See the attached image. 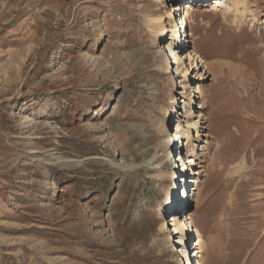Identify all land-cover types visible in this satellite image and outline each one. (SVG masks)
<instances>
[{"label":"rangeland","instance_id":"1","mask_svg":"<svg viewBox=\"0 0 264 264\" xmlns=\"http://www.w3.org/2000/svg\"><path fill=\"white\" fill-rule=\"evenodd\" d=\"M183 2L0 0V264H187L192 243L160 231L170 166L202 181L200 261L264 264V0L194 2L188 31ZM161 15L179 64L155 41ZM179 117L198 164L155 167Z\"/></svg>","mask_w":264,"mask_h":264},{"label":"bare ground","instance_id":"2","mask_svg":"<svg viewBox=\"0 0 264 264\" xmlns=\"http://www.w3.org/2000/svg\"><path fill=\"white\" fill-rule=\"evenodd\" d=\"M173 1H181L182 2L184 0H173ZM198 1H203V0H185V2L181 3L183 5L185 4V7L179 8V11H181L180 14H179V16H180L179 19L181 20V22H180L181 26L179 25V29L180 28H182V29L185 28L186 29L185 31H188L189 18L193 14V11L195 10L196 5H197V4L194 5V2H198ZM204 1H206V0H204ZM228 1L229 0H211V5H212L213 9H218L219 7H221L223 5L227 6L226 4L228 3ZM178 7L173 8V9H178ZM227 8L232 9L231 6H228ZM229 9H228V12L230 11ZM232 11L234 12L235 15H238L240 13L241 9L237 5V6H235L232 9ZM169 16H171L170 13H169ZM158 20L160 22L153 29V32H154V35H155V41H157L159 44L162 45V50L165 53H167V54L169 53L168 59H170V55H172L175 58V61H173V62H177L179 64L180 63V58H179L178 53L181 52V51H184L185 44L183 42L184 40L182 41V39L180 37L181 35L178 33V30H179V29H177L178 26H176V24H174L170 29H168V27H166L161 22L162 15L160 17H158ZM185 31H183L182 34H185L184 33ZM194 35H195V33L189 32L188 34H185L184 36L193 37ZM188 40L190 41V39H188ZM162 42H163V44H162ZM191 56L194 57V58H197V60H199L200 62L203 61L202 56L198 53V50L196 48L192 50V52L190 54V57ZM168 59L164 60L163 67L165 69L169 70L170 69V63H172V61L168 62ZM195 89H196V93H202L203 92V94H204V89H203V87H202V85L200 83L196 84ZM199 106L202 107V105H199ZM167 113L170 114V111L168 110ZM178 121L179 122H178L176 128H175L176 125L174 124L173 131L172 130L170 131V129H169L170 126L168 124H165V125H163L161 127V130H160V133L162 135L161 142L157 146V150L155 151L154 155L152 156V158L150 159V162H149L150 164L154 165L155 167H160L161 168L164 161H169L170 158L172 157V154L174 153V151L176 149H178V147L180 145L183 144V148L186 145L189 146L190 139H191L190 138L191 137L190 131L188 130L189 132L186 133V136H184V133H182V131H183L182 123H180V122H182V118L179 117ZM187 127H189V128L191 127V122L190 121H187ZM171 144L174 147L173 149H172V145ZM187 153L196 154V150L191 148V147H189V152H187ZM185 160H187L186 162H189V164H192L194 162L197 163V161L194 159V155L185 156ZM170 169H171V172L168 171V170H160V173L162 175H167V176L173 177L175 179V174H174V171H173L174 168H172V166H170ZM180 171H181V177L182 178L181 179L177 178L176 185L179 184L180 182H182L183 178L187 175L185 169H181L180 168ZM195 172H196V170L194 171V173ZM197 180H198V183L202 182L201 180H199V178ZM182 183H184V182H182ZM198 183H197V185H198ZM196 189H198V188H196ZM174 191L175 192L172 195V197H170V195H169V197L171 199L168 197L169 200L166 201V205L164 207L163 206L161 207V213L162 214H167L168 212L172 211L173 210V206L176 207V202L178 200H181L182 202L184 201L182 199V197H181V191L176 193V191H178L176 187L174 188ZM194 194H195V192H194ZM194 200H195V198H194V195H193V200H191L190 202H192ZM184 214H185L184 220L182 219V217L181 218H177L176 214H173L171 217L168 218V220H164L163 219V221H162V223L160 225V231L163 232V233H165V231L167 230L166 229L167 225L169 227H170V225L175 226V229H174L173 232H175V234H177L178 237H180L177 242H180L181 244H185L186 242H188L186 236H188V231L190 230L188 226L191 225L192 221L191 220L187 221V220L193 218V215H192L191 211L184 212ZM196 231L198 233V229L197 228H196ZM198 235H199V240L195 241L197 249L194 250V253H195V255L198 254L197 255L198 257H201L200 256V252L201 251H199V249H198L199 246L198 245H200V244L204 245L205 244V239H203V237L200 234H198ZM165 236H166V239L169 240V238H170L169 235H165ZM177 251L184 252L180 248H177ZM190 253H188L187 251L184 252L186 257L189 254V256L187 257V264H194V263L191 262L192 254L190 255ZM212 261L215 264H220V262H221L219 260L215 261L214 259ZM198 264H203L202 261H200V258H199V263Z\"/></svg>","mask_w":264,"mask_h":264},{"label":"built area","instance_id":"3","mask_svg":"<svg viewBox=\"0 0 264 264\" xmlns=\"http://www.w3.org/2000/svg\"><path fill=\"white\" fill-rule=\"evenodd\" d=\"M184 151H185V149L183 148V144L180 145L178 147V149H176L174 151L175 153H177L179 161H185V156L190 155L189 153H187L186 151L184 152ZM173 168H174L173 171H174L176 180H177V178H180V179L182 178L180 168L186 170L187 175L182 180V182H184V183L180 182L179 184H177L175 186L178 190V191H176V193L181 191V197L184 201L182 202L181 200H178L176 202V207L173 206V210L167 213V215H168L167 217L169 218L172 216L171 214H176L177 218H181V217L185 218L184 212L191 210V209H189L190 204L194 203L195 201H193V202H190V201L193 200L194 192L199 190V189H196L197 183H198V180H197L198 178H196V177L199 175L194 173V171L196 170L195 168L192 170H188L187 168H184V167H177V168L173 167ZM175 179H173V180H175ZM199 179H201V178H199ZM176 180H175V182H176ZM197 194L198 193H196L194 195L195 199L197 197ZM193 219L194 218L187 220V221L191 220L192 222H191V225L188 226L190 230L189 231L187 230L188 236H186V238H187L188 242H186V243H190V244L192 243L191 247L195 248L192 251L194 254L192 257V263L198 264L199 263V257L197 256L198 254L195 255V253H194V250L197 249V246H196V243L193 244V242H195L196 240H199V236H198V233L196 231L197 225Z\"/></svg>","mask_w":264,"mask_h":264}]
</instances>
